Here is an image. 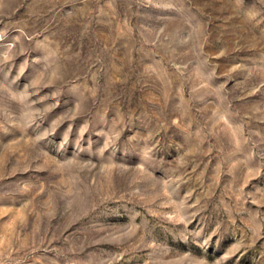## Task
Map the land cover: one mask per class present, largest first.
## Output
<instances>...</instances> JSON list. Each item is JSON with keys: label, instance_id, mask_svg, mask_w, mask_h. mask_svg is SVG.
<instances>
[{"label": "rangeland", "instance_id": "rangeland-1", "mask_svg": "<svg viewBox=\"0 0 264 264\" xmlns=\"http://www.w3.org/2000/svg\"><path fill=\"white\" fill-rule=\"evenodd\" d=\"M0 264H264V0H0Z\"/></svg>", "mask_w": 264, "mask_h": 264}]
</instances>
